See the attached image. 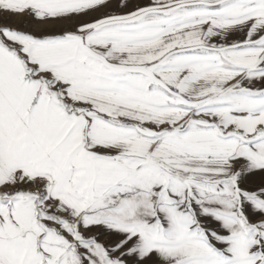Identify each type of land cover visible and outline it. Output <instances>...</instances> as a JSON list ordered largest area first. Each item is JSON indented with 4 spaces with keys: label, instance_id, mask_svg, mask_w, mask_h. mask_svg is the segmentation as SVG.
Listing matches in <instances>:
<instances>
[{
    "label": "snow or ice",
    "instance_id": "snow-or-ice-1",
    "mask_svg": "<svg viewBox=\"0 0 264 264\" xmlns=\"http://www.w3.org/2000/svg\"><path fill=\"white\" fill-rule=\"evenodd\" d=\"M0 264H264V0H0Z\"/></svg>",
    "mask_w": 264,
    "mask_h": 264
}]
</instances>
